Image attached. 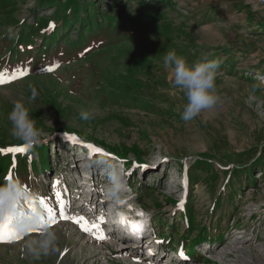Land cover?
Instances as JSON below:
<instances>
[{
	"label": "rangeland",
	"instance_id": "1",
	"mask_svg": "<svg viewBox=\"0 0 264 264\" xmlns=\"http://www.w3.org/2000/svg\"><path fill=\"white\" fill-rule=\"evenodd\" d=\"M169 50L219 61L220 100L191 121L163 67ZM0 73L16 77L0 84V149L25 144L7 119L18 99L45 134L27 152H0V184L20 180L30 195L19 209L51 208L59 237L58 252L33 261L22 242L41 234L18 233L14 216L21 238L0 242V264H264V0H0ZM87 145L101 149L93 163ZM101 158L124 165L129 203L151 218V261L148 245L107 232L99 218L119 208L101 204L108 196L70 195Z\"/></svg>",
	"mask_w": 264,
	"mask_h": 264
},
{
	"label": "clouds",
	"instance_id": "2",
	"mask_svg": "<svg viewBox=\"0 0 264 264\" xmlns=\"http://www.w3.org/2000/svg\"><path fill=\"white\" fill-rule=\"evenodd\" d=\"M8 35H14L13 29H7ZM211 53L202 55L192 62L179 55L175 50H169L163 57V67L171 69L174 85L182 91L186 103L180 111L181 119L191 121L204 110L215 106L220 97L216 94V78L218 75L219 61L211 59ZM258 85H253V88ZM36 90L32 89L30 99L35 100ZM28 104L18 99L8 113L10 122V135L24 142L30 147L38 146L43 142L44 131L38 127L37 119L31 114ZM92 109L80 112V117L89 120L93 115ZM100 170L106 175V195L113 203L127 209L129 199L128 188L124 182V173L120 166L110 160L101 158L98 161ZM30 195L24 189L20 180L14 179L0 184V216L12 215L16 217V230L18 233L27 234L40 223V215L36 213H23L18 204ZM26 256L37 261L59 251V237L55 229L47 228L41 235L27 236L22 242Z\"/></svg>",
	"mask_w": 264,
	"mask_h": 264
},
{
	"label": "snow or ice",
	"instance_id": "3",
	"mask_svg": "<svg viewBox=\"0 0 264 264\" xmlns=\"http://www.w3.org/2000/svg\"><path fill=\"white\" fill-rule=\"evenodd\" d=\"M26 74L27 73H21V75H26ZM15 78H16L15 76H13L11 78H5L4 74L0 73V84L10 82V79H15ZM69 139L74 143H79V141L77 140V138L75 136H71V137H69ZM29 147L30 146L26 144V145H24V147L3 148V149H0V152H3V153H23V152H26ZM87 147L91 148L93 153H100L101 152V149L95 148L92 145H87ZM7 179H8V181H11V179H12L11 175H9L7 177ZM42 202H44L46 204V201L42 200ZM27 204L29 205V207L31 209H33V210L35 209L34 200L27 201ZM18 206L23 207L20 203L18 204ZM139 214L143 215V213H139ZM59 215L64 217L65 219L69 218V217L65 216V210L63 207L60 208ZM14 218H15L14 216L8 215L3 222H0V242H9L10 243L13 241V239L18 240L21 238L19 236V234H14V229H12V227H11V223H12ZM99 219L101 220V222H103L104 218L100 217ZM56 223H57L56 214L53 212V210L51 208L46 207L45 212L43 214H41V216H40L39 225L30 231L39 232L40 234H42L48 227H50L51 225H54ZM75 223H77L81 227V229L85 232H88L91 230L89 227V222L83 216L75 218ZM95 227L97 229L99 228L98 225H95ZM134 227H136V225H134ZM99 231L101 232V234L97 235L96 238L98 240L106 239L107 237L102 234V229H99Z\"/></svg>",
	"mask_w": 264,
	"mask_h": 264
},
{
	"label": "bare ground",
	"instance_id": "4",
	"mask_svg": "<svg viewBox=\"0 0 264 264\" xmlns=\"http://www.w3.org/2000/svg\"><path fill=\"white\" fill-rule=\"evenodd\" d=\"M68 155H70V154H68ZM124 165L122 164V166L121 167H123ZM86 174H89L88 172H86ZM85 173L83 174L84 175V177L85 176H87V177H89V175H86ZM92 178V177H91ZM84 183H87V182H82V184L80 185V187L84 184ZM91 193H92V191H91ZM91 193H90V195H91ZM76 195V194H75ZM75 197V196H74ZM110 198H107V199H102V202H101V204H104V205H109V203H107V200H109ZM110 206H111V204H110ZM130 206V205H129ZM131 206H134V205H132L131 204ZM123 208H121V210H122ZM108 215H110V211H109V214ZM112 216H113V214H111ZM142 224H141V223ZM144 223V221L143 220H138V219H134V221H130V225H122V226H120V230L119 231H117L116 233H128L129 235H136V234H138V233H146V234H148V233H152V236L149 234L147 237H149V238H151V239H149V241L150 242H153L154 241V237H153V233H154V231H153V226L152 227H149L148 225H146V224H143ZM134 225H136V227H134ZM116 239L118 238V240H121V242H124L125 240L123 239V236H121V235H119V234H116V235H113ZM135 238V237H134ZM146 240V237L144 238V240H143V242ZM125 243V242H124ZM130 243V242H129ZM129 246V245H128ZM155 249H157V250H159L158 249V247H157V245H155ZM150 250V249H149ZM148 250V251H149ZM150 253V252H149ZM160 256V255H159Z\"/></svg>",
	"mask_w": 264,
	"mask_h": 264
},
{
	"label": "trees",
	"instance_id": "5",
	"mask_svg": "<svg viewBox=\"0 0 264 264\" xmlns=\"http://www.w3.org/2000/svg\"><path fill=\"white\" fill-rule=\"evenodd\" d=\"M51 24H52V25H49V27H51V26H53V25H54V23H53V22H52Z\"/></svg>",
	"mask_w": 264,
	"mask_h": 264
}]
</instances>
